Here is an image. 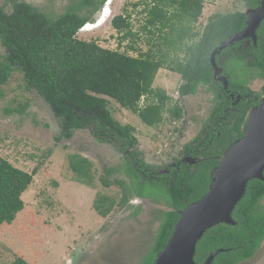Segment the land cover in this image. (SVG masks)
<instances>
[{
  "label": "trees",
  "instance_id": "trees-1",
  "mask_svg": "<svg viewBox=\"0 0 264 264\" xmlns=\"http://www.w3.org/2000/svg\"><path fill=\"white\" fill-rule=\"evenodd\" d=\"M106 1L81 0L69 5L57 17L49 16L26 1L12 0L10 12L0 6V43L5 49V54L0 56V87L7 84L14 72H22L25 87L35 90L59 120L61 133L57 140H70L76 131L88 129L99 142L117 147L124 158L122 170L130 183L112 181L110 176L116 171L112 168L100 178L102 184L105 187L119 184L123 205L135 194L140 198H153L169 208L161 212L157 237L142 261V264H154L157 254L172 236L180 211L209 191L219 158L244 135L248 112L260 103L264 84L260 92H249L234 111L226 112L233 107L232 100L222 82L214 77L211 54L224 40L245 27L244 12L214 14L200 31L196 23L203 14L205 0H154L142 10L147 16L144 29L151 34L165 32L161 37L166 49L160 48L158 54L148 50L133 56L129 51H138L133 46L122 51L105 48L97 40L78 37L81 29L96 22L94 15ZM243 1L250 7L260 2ZM82 10L89 14L81 13ZM112 26L122 42L138 35L132 30L131 14L127 10L112 19ZM257 36L256 46L252 44L242 54L232 46L222 51L226 59L221 66L225 67L233 58L246 62L244 59L249 56L247 66L257 69L264 78V21ZM162 68L181 75V97L196 94L203 85L211 89L216 102L202 133L192 145L184 148L187 152L192 146L200 147L197 142L205 139L201 146H205L202 150L205 159L195 166L169 167L168 173L156 170L144 160L138 148L136 128L123 125L113 116L108 99L116 100L121 107L135 113L147 126H158L166 112L176 119L182 118L183 109L178 104L171 107L173 98L153 86ZM225 73L230 75L226 69ZM242 85L231 83V89L244 94ZM70 168L78 181L93 187L92 163L88 158L71 155ZM36 173L37 170L31 173L22 170L0 156V228L5 223H13L25 208L22 196ZM263 199L264 181L251 180L244 198L233 211L236 224L221 223L209 229L198 242L196 262L203 263L218 249L222 252L213 264H240L253 258L264 241ZM114 205L112 198L103 195L94 202L101 216H107ZM12 264L28 262L18 258Z\"/></svg>",
  "mask_w": 264,
  "mask_h": 264
},
{
  "label": "rangeland",
  "instance_id": "rangeland-1",
  "mask_svg": "<svg viewBox=\"0 0 264 264\" xmlns=\"http://www.w3.org/2000/svg\"><path fill=\"white\" fill-rule=\"evenodd\" d=\"M20 1L57 17L81 0ZM153 1L113 0L105 10L106 2L94 15L96 22L100 21L89 23L79 31L78 37L97 40L105 48L122 51L133 46L138 50L129 51L133 56L148 50L158 54L160 48L166 49L161 37L166 33L146 31L147 16L142 13ZM0 6L10 12L12 0H0ZM246 8L243 0H205L196 29L201 31L214 14ZM125 10L131 14L132 30L138 35L122 42L112 19ZM81 13L89 14V11ZM4 54L0 43V56ZM246 65L237 58L225 64L234 86L244 85L249 71ZM263 79L260 73L256 74L250 79L249 87L259 91ZM182 84L180 74L166 68L159 70L153 86L172 97L170 106L178 104L184 114L176 119L166 112L158 126H147L135 113L108 98L113 116L123 125L136 128L142 157L156 170L166 169L175 159L183 158L184 146L201 132L216 105L214 93L203 85L196 94L181 97ZM60 133L59 120L51 107L35 90L25 87L22 72H14L7 84L0 87V156L22 170L30 173L37 170V173L23 193L25 208L13 223L0 228V264H12L18 258H24L28 264H142L157 237L161 212L169 208L153 198L141 199L135 194L130 195L128 203L121 204L122 187L117 183L105 187L100 180L106 176L107 169L115 168L110 179L130 183L122 170L124 158L117 147L99 142L88 129L76 131L70 140H57ZM71 155L90 160L93 187L76 179L70 168ZM99 195L115 201L107 216H101L94 208ZM240 264H264V241L253 258Z\"/></svg>",
  "mask_w": 264,
  "mask_h": 264
},
{
  "label": "water",
  "instance_id": "water-1",
  "mask_svg": "<svg viewBox=\"0 0 264 264\" xmlns=\"http://www.w3.org/2000/svg\"><path fill=\"white\" fill-rule=\"evenodd\" d=\"M242 12L246 14L245 27L224 40L211 54L214 77L225 89L229 80L223 74L224 68L217 64L216 55L246 37H251L256 44L257 30L264 21V0L258 7L247 6ZM219 161L212 172L209 191L180 211L172 236L157 254L154 264H198L197 245L205 233L221 223L236 224L233 211L244 198L248 183L253 179L264 181V97L249 110L244 135L228 147ZM220 252L222 249L213 251L201 264H213Z\"/></svg>",
  "mask_w": 264,
  "mask_h": 264
},
{
  "label": "flooded vegetation",
  "instance_id": "flooded-vegetation-1",
  "mask_svg": "<svg viewBox=\"0 0 264 264\" xmlns=\"http://www.w3.org/2000/svg\"><path fill=\"white\" fill-rule=\"evenodd\" d=\"M260 2H261V0H260ZM260 2H259V4H260ZM258 6H256V7H258ZM256 7H253V8H256ZM252 44L254 46H256L255 42L253 41V39L251 37H246V38H244L242 40L235 41L233 44L229 45L226 49L221 50V52H219L216 55V58L217 57L219 59L221 58L220 62H219V59H217V64H219L221 66V64H224V61L226 59V57H222V55H221L222 51L227 50L229 47L232 46L237 53L242 54L243 51H245L246 49L251 48ZM249 59H250L249 56L246 57L244 59L246 62H244V63L246 64L249 61ZM222 67L224 68V70H223V74H224L225 73V67L224 66H222ZM247 67L249 68V71L246 73V79H245L246 83L244 85L240 86L244 90V94H241V93L236 92L235 90L231 89V83H230V79H229V76L230 75L228 76L226 73H225L226 75L224 74L228 78L229 84H228V89H225L224 87H223V89L229 95L230 99L232 100V105H233V107H231L230 110H226V112H228V111H234L236 109V106H238V104H240L242 101H244L245 98L249 95V92H251V91L256 92V90L251 89L249 87V82H251L250 79L252 77H254L256 74H258L259 71L257 69H254V68L251 69L249 66H247ZM219 82H221V81H219ZM263 84H264V81H263ZM263 84H262V86H263ZM262 86H261V88H262ZM260 91H261V89L259 91H257V92H260ZM263 97H264V95L262 96V98ZM202 131H203V129L201 130V132L198 135H200L202 133ZM204 137H206V135ZM195 138L190 143H187L186 145H188V144L192 145V143L195 140ZM203 141H198L197 142V144L200 145V147L199 146H192L187 152H184V148L186 146L185 145L184 148H183V153H182L183 154V158H181V159H175V162H173L170 166H168V168L169 167H171V168H177L180 165L195 166V165H198L199 163H201L205 159V156L202 154V150L205 148V146L204 147H201V146L204 145L203 144ZM193 162H195V163H193ZM168 168H166V169H160L159 171L162 172V173H168Z\"/></svg>",
  "mask_w": 264,
  "mask_h": 264
},
{
  "label": "bare ground",
  "instance_id": "bare-ground-1",
  "mask_svg": "<svg viewBox=\"0 0 264 264\" xmlns=\"http://www.w3.org/2000/svg\"><path fill=\"white\" fill-rule=\"evenodd\" d=\"M113 0H110L109 2H107V5H106V7H105V10H106V8L108 7V5L112 2ZM104 10V11H105ZM106 19V18H105ZM107 20V19H106ZM99 26V25H98ZM97 27V26H96Z\"/></svg>",
  "mask_w": 264,
  "mask_h": 264
},
{
  "label": "clouds",
  "instance_id": "clouds-1",
  "mask_svg": "<svg viewBox=\"0 0 264 264\" xmlns=\"http://www.w3.org/2000/svg\"><path fill=\"white\" fill-rule=\"evenodd\" d=\"M88 26V24L85 26V28ZM85 28H83V29H85Z\"/></svg>",
  "mask_w": 264,
  "mask_h": 264
}]
</instances>
